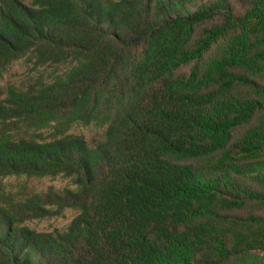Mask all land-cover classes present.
<instances>
[{
    "label": "trees",
    "instance_id": "trees-1",
    "mask_svg": "<svg viewBox=\"0 0 264 264\" xmlns=\"http://www.w3.org/2000/svg\"><path fill=\"white\" fill-rule=\"evenodd\" d=\"M18 62L0 180L71 186L0 194V264H264V0H0Z\"/></svg>",
    "mask_w": 264,
    "mask_h": 264
},
{
    "label": "rangeland",
    "instance_id": "rangeland-1",
    "mask_svg": "<svg viewBox=\"0 0 264 264\" xmlns=\"http://www.w3.org/2000/svg\"><path fill=\"white\" fill-rule=\"evenodd\" d=\"M24 66L21 62L10 66L3 74L0 80V85L6 82L16 81L24 73ZM77 132H82L87 138L91 137L94 132L91 129H78ZM71 186V180L67 177L58 175L54 177H7L0 180V194L3 200H20L24 195L39 193L48 190H62L65 187ZM76 215L73 210H65L62 215L52 218H36L29 222L30 226L40 231H51L55 228H62L70 222Z\"/></svg>",
    "mask_w": 264,
    "mask_h": 264
}]
</instances>
